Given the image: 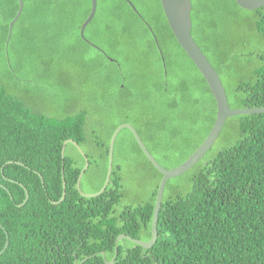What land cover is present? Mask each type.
Segmentation results:
<instances>
[{
	"label": "trees",
	"instance_id": "obj_1",
	"mask_svg": "<svg viewBox=\"0 0 264 264\" xmlns=\"http://www.w3.org/2000/svg\"><path fill=\"white\" fill-rule=\"evenodd\" d=\"M23 1L9 40L19 1L0 0V252L9 240L0 264H107L115 256L114 264H264V114L228 118L218 138L228 147L212 148L167 182L151 249L117 242L121 234L151 239L163 178L132 132L118 136L129 138L123 151L128 169L124 175L122 165L114 166L100 196L86 198L77 189L85 159L76 147L68 144L62 157L66 140L79 143L90 161L82 190L86 182L88 192L97 193L120 125L150 136L159 153L178 148V155L157 154L167 169L186 161L211 132L216 101L175 39L160 0H141L145 11L131 0L142 17L125 0H98L85 36L96 44L87 31L100 15L92 36L111 46L102 49L116 61L81 37L91 0ZM192 4V36L220 75L231 108L264 107V6L248 11L236 0ZM165 135L182 144L166 147L159 139ZM63 164L67 193L54 204L64 191ZM26 190L30 197L19 207ZM141 190L152 191L153 202L129 204L128 196Z\"/></svg>",
	"mask_w": 264,
	"mask_h": 264
},
{
	"label": "water",
	"instance_id": "obj_2",
	"mask_svg": "<svg viewBox=\"0 0 264 264\" xmlns=\"http://www.w3.org/2000/svg\"><path fill=\"white\" fill-rule=\"evenodd\" d=\"M19 1V10L15 17V19L10 23L9 28V40L13 33V28L16 23V21L21 16L23 9H24V1ZM132 8L133 10L140 16L142 15L137 10L136 6L133 4L131 0H125ZM193 0H160L165 17L168 21V24L173 32V35L175 39L177 40L178 44L181 46L183 51L187 54V56L190 58V60L195 64L197 69L200 71V73L204 76L205 80L207 81L209 88L214 96V99L217 104V118L215 121V124L207 136V138L203 141V143L196 149V151L181 165L178 167L167 169L163 167L157 159L152 155L150 150L147 148L145 143L143 142L140 134L137 132V130L134 128L133 125L129 123H125L120 125L114 132V134L111 137V141L109 144V166L107 171V177L105 180V183L102 187V189L97 193H86L82 190L81 182L82 179L86 173V171L90 167V161L87 155L85 154L84 150L81 148L78 142H76L73 139H68L64 142L62 147V157L65 158V152L68 144H72L76 147V149L79 151V153L84 157L85 159V166L83 170L81 171L78 181H77V189L80 192V194L83 197L86 198H92L102 195L106 189L108 188L110 182L112 173L114 170V152H115V145L117 138L120 134V132L124 129H128L132 132L134 135L139 147L141 148L142 152L145 154L147 159L150 161V163L163 175V178L161 180V183L159 185L157 196H156V202L154 207V213H153V221H152V229H151V239L148 241H143L141 239H135L131 236H128L126 234H121L117 242L122 241L124 239L131 241L132 243L141 246L143 249H151L157 242L159 237V231H158V223H159V216L160 211L163 204L164 194L167 182L171 179L178 178L188 171H190L200 160H202L205 155L213 148L215 143L217 142L219 136L222 133V130L226 124V121L228 118H232L239 115H254V114H264V107H251V108H243V109H233L231 108L229 104V99L227 96V92L225 89V86L221 80L220 75L216 71V69L213 67L207 56L204 54V52L201 50L197 42L192 36V9H193ZM237 4L244 10L248 11H254L264 6V0H236ZM92 8L91 12L86 19V21L82 24L80 34L83 40L87 42L89 45L94 47L95 49L101 51L103 54H105L109 60L116 61L114 58L107 55V53L98 45L92 43L90 40H88L85 36V31L88 25L93 21V19L96 16L97 8H98V0H91ZM146 25L149 27V29L153 32L152 27L148 22H146ZM153 35L155 37V40L158 44V39L153 32ZM9 40L7 44L9 43ZM163 60H165L163 58ZM13 161H9L7 164H12ZM19 165H23L21 162H16ZM2 173L4 172V168H2ZM63 195L62 198L57 201L53 202L54 204H60L64 201L66 197V181L64 176V164H63ZM42 178V177H41ZM43 179V178H42ZM22 187L23 184H20ZM0 187H4L0 184ZM30 195L29 192L26 190V198L23 203L19 204V207H22L26 204L28 201ZM9 244V240H7L4 249L0 252V256L5 252ZM103 255L105 256V253L103 252ZM115 258L111 261H107V264H114Z\"/></svg>",
	"mask_w": 264,
	"mask_h": 264
},
{
	"label": "rangeland",
	"instance_id": "obj_3",
	"mask_svg": "<svg viewBox=\"0 0 264 264\" xmlns=\"http://www.w3.org/2000/svg\"><path fill=\"white\" fill-rule=\"evenodd\" d=\"M134 2L137 4V6L142 10L145 11L146 7L141 3V0H134ZM100 9L102 7L101 1L99 3ZM145 13V12H144ZM146 14V13H145ZM99 15V14H98ZM101 18L100 15L97 17V19L95 20L94 24H92L88 31H87V35L95 40L96 44H98V46H100L101 48H103L105 51L109 52L111 50V46L107 43V42H103L102 40H96L93 36L92 33L95 31L96 26L98 25V23H102L101 22ZM178 51V57L181 60L182 64L184 65V67H186L189 71L194 72L195 74L197 73V71L195 70L194 66L192 65V63L190 62V60L186 57V55L179 49L176 48ZM89 53L97 56V52L95 50H93L92 48H88ZM13 62L15 65V59L13 58ZM176 70V69H174ZM78 94H81L80 92ZM104 106H107L106 102L102 103ZM99 116H97L96 118H98ZM117 119V116L115 117ZM101 137V141L106 140L104 135H100ZM143 138L145 139V141L149 144V146L155 150V153L159 154V150L157 148L154 147V142L155 140L151 139L150 136L148 135H143ZM128 137L126 133H122L120 135V137L118 138V141L115 145V160H114V166L117 165H122L123 166V172H121V174L125 175V172L128 168H126V164L128 162V159L125 158L123 151H124V147L129 145L128 142ZM159 139H161V142L163 145H165L166 147H173L175 145L178 144V146H180L182 144V139L178 138V139H174V138H168L165 136H161L159 137ZM228 145L225 143V141H223L221 138L219 140H217V142L215 143V145L213 146L212 152H218V151H222L225 148H227ZM70 148H68L69 150ZM86 152L90 153V150L85 147ZM69 153V152H68ZM130 181H132L130 179ZM86 186L84 187V190L86 191V193H90L88 192V184L85 182ZM133 188H136L137 184L136 183H132L131 185ZM84 191V192H85ZM153 192L149 191L148 193L145 192V190H141L139 192L136 193V195L132 196L129 195L128 196V203L133 205V206H137L141 203H151L153 202ZM169 191H166V197L168 196ZM126 204V202H125ZM133 238V237H132ZM136 239V238H135ZM143 240V239H142ZM143 241H148V240H143Z\"/></svg>",
	"mask_w": 264,
	"mask_h": 264
},
{
	"label": "flooded vegetation",
	"instance_id": "obj_4",
	"mask_svg": "<svg viewBox=\"0 0 264 264\" xmlns=\"http://www.w3.org/2000/svg\"><path fill=\"white\" fill-rule=\"evenodd\" d=\"M135 138V137H134ZM143 139V137H141ZM145 145L147 146V148L150 150V152L152 153V155L156 158L157 153H155L154 151H151L148 143L145 141V139H143ZM98 148L102 149L101 143L98 144ZM141 149V148H140ZM159 154H163V155H178V148H171V149H166L165 151L159 153ZM158 161V160H157ZM159 162V161H158Z\"/></svg>",
	"mask_w": 264,
	"mask_h": 264
}]
</instances>
